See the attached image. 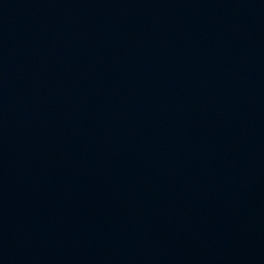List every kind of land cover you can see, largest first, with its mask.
I'll use <instances>...</instances> for the list:
<instances>
[{
  "label": "water",
  "instance_id": "95a60500",
  "mask_svg": "<svg viewBox=\"0 0 264 264\" xmlns=\"http://www.w3.org/2000/svg\"><path fill=\"white\" fill-rule=\"evenodd\" d=\"M0 264H264V0H0Z\"/></svg>",
  "mask_w": 264,
  "mask_h": 264
}]
</instances>
